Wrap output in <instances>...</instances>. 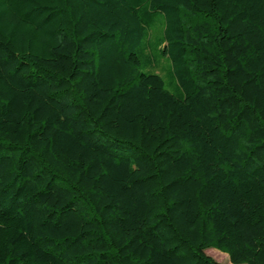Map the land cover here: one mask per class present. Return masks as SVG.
<instances>
[{
    "label": "trees",
    "instance_id": "trees-1",
    "mask_svg": "<svg viewBox=\"0 0 264 264\" xmlns=\"http://www.w3.org/2000/svg\"><path fill=\"white\" fill-rule=\"evenodd\" d=\"M208 249L264 264V0H0V264Z\"/></svg>",
    "mask_w": 264,
    "mask_h": 264
},
{
    "label": "rangeland",
    "instance_id": "rangeland-1",
    "mask_svg": "<svg viewBox=\"0 0 264 264\" xmlns=\"http://www.w3.org/2000/svg\"><path fill=\"white\" fill-rule=\"evenodd\" d=\"M170 66L169 63L165 60H160L158 65L155 66L154 71L161 75V77L164 79L167 89H170V85H171V75H170ZM209 257H211L215 262L219 263V264H231L229 262L228 256L218 250L215 249H208L205 252Z\"/></svg>",
    "mask_w": 264,
    "mask_h": 264
}]
</instances>
